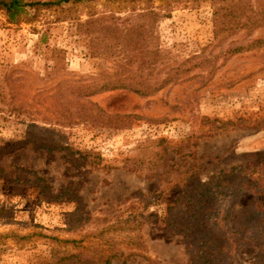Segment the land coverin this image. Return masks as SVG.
<instances>
[{
    "label": "rangeland",
    "instance_id": "obj_1",
    "mask_svg": "<svg viewBox=\"0 0 264 264\" xmlns=\"http://www.w3.org/2000/svg\"><path fill=\"white\" fill-rule=\"evenodd\" d=\"M229 1L79 0L28 8L19 24L0 11V166L35 174L0 179V264H51L53 250L194 264L164 211L196 178L264 170V24L215 31ZM139 79L165 86L86 88ZM239 250L229 264L254 262L258 248Z\"/></svg>",
    "mask_w": 264,
    "mask_h": 264
},
{
    "label": "trees",
    "instance_id": "obj_2",
    "mask_svg": "<svg viewBox=\"0 0 264 264\" xmlns=\"http://www.w3.org/2000/svg\"><path fill=\"white\" fill-rule=\"evenodd\" d=\"M71 1L77 2L79 0L37 2L0 0V11L5 13L9 23L19 24L28 20V8L40 10ZM256 1V6L252 0H231L223 6L215 7V31L218 29L221 31L253 30L261 27L264 24V0ZM154 14L152 11L149 13V15ZM129 40H131L130 37ZM256 43L263 44L264 39L256 41ZM125 47H128V44ZM164 86L165 83L156 84L151 83L150 80L139 79L136 81L107 80L103 83L86 86V88L88 90L94 89L95 93L122 89L146 96ZM69 89H74V86L70 85ZM3 149L4 147L0 146V151ZM21 173L34 174L29 169L15 165L0 166V179L6 182H10L9 179ZM21 177V175L16 177L11 183L20 181ZM27 182L40 188V194L48 201L60 198V195L48 193V187L43 184V179L37 175L29 178ZM188 186L190 187L182 189L180 195L164 211L163 221L181 234L193 239L195 245L193 263L229 264L228 259L232 257L233 250L240 251L239 249L242 247L251 246L258 248L252 264H264V170L261 174L254 171L247 172L242 168L235 167L229 171L213 175L207 181L196 178ZM247 195L253 196L254 200L249 201L243 207L235 221V226L231 227L229 218L239 200ZM260 199H263V202ZM69 215L76 217L78 210ZM223 228H226V231L223 232L222 236H218L215 232ZM118 256V253L113 255L104 253L99 254L96 260H89L83 253L77 252L67 255L53 250L51 264H112ZM127 260L128 258L124 259V262Z\"/></svg>",
    "mask_w": 264,
    "mask_h": 264
}]
</instances>
